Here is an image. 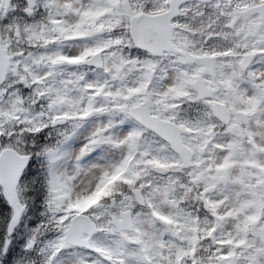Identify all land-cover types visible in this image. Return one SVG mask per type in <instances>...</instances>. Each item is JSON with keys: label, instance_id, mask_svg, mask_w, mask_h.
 Masks as SVG:
<instances>
[{"label": "snow or ice", "instance_id": "snow-or-ice-1", "mask_svg": "<svg viewBox=\"0 0 264 264\" xmlns=\"http://www.w3.org/2000/svg\"><path fill=\"white\" fill-rule=\"evenodd\" d=\"M0 264H264V0H0Z\"/></svg>", "mask_w": 264, "mask_h": 264}]
</instances>
